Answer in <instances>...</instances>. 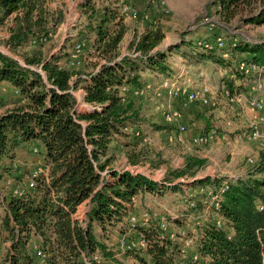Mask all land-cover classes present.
Returning <instances> with one entry per match:
<instances>
[{"label": "trees", "instance_id": "16d2710c", "mask_svg": "<svg viewBox=\"0 0 264 264\" xmlns=\"http://www.w3.org/2000/svg\"><path fill=\"white\" fill-rule=\"evenodd\" d=\"M53 1L0 0V29L5 27L9 34L5 45L14 52L25 50L24 65L0 52V84L9 86L12 93L9 105H0V160H9L0 172V194L3 179L18 170L13 159L22 146L37 148L47 169L24 197L10 196L4 205L0 202V228L4 244H9L2 259L8 264H83V254L98 252L103 258L100 264H122L105 241L129 231L135 235L129 240L139 234L146 240L145 249L126 253L137 264H175L182 243L178 235L170 240L156 220L148 227H131L126 219L147 195L177 194L183 186L175 180L194 177L206 161L187 156L183 169L157 182L118 170L114 153L119 147L131 165L138 164L139 144H149L153 134L172 132L173 127L159 123L151 114V97H134L133 91L158 82L157 78L173 76L178 53L187 56L190 51L213 63L224 61L213 49L187 40V35L160 48L165 38L162 19L139 8L150 19L134 20L144 25L143 31L130 51L122 54L127 20L120 15V5L125 0H109L104 5L80 0L78 9L87 19L83 38L66 37L52 51L47 43L53 42L52 35L65 20L61 9L50 8ZM212 3L219 19L230 23L239 7L252 5L253 0ZM245 23L264 25V9L251 14ZM77 44L83 48L79 62L72 63ZM235 52L245 55L248 64L264 69L263 40L236 44ZM232 81H227L230 89ZM123 87L129 91L123 93ZM77 90L83 91V102L91 108L87 113L75 109ZM213 117L206 118V130L214 126ZM258 155L256 166L244 178L206 176L188 182V190H202L198 199L189 198L194 202L192 208L188 204L189 209L210 215L203 223H195V235L198 252L211 264H264V151ZM82 204L88 207L86 223L72 216ZM178 216L174 223L186 224V214ZM218 219L223 228L216 227ZM37 237L46 253L43 261L30 247Z\"/></svg>", "mask_w": 264, "mask_h": 264}, {"label": "rangeland", "instance_id": "374dc122", "mask_svg": "<svg viewBox=\"0 0 264 264\" xmlns=\"http://www.w3.org/2000/svg\"><path fill=\"white\" fill-rule=\"evenodd\" d=\"M97 1L99 5H104L105 2H108L109 0ZM112 1L119 3L121 0ZM79 2L80 0H55L50 3L51 9L59 8L65 14L64 22L59 27L56 34L52 35L51 39L53 42L49 44L47 43L50 50L53 51V45L57 48L58 44L65 36L67 39H69V37L83 38L84 32H86L87 28V26H85L87 19L81 15V12L78 9ZM212 2L213 0H172L168 2L170 8L169 15L160 17L155 11L157 10L156 7L146 0H138L135 2L137 6L134 5L136 8L140 7V11H148L151 14V17L162 19L160 27L165 34V38L161 47H165L166 43H177L181 36L187 35L186 39L194 41L196 45L198 42L203 41L211 44L213 46L214 54L224 61L221 63H213L206 58L202 59L195 52H190L186 49H184V51H188L187 56L179 53L176 55L173 67V73L175 74H173V76H180L181 82L184 83L211 87L214 97L217 99L214 106L200 107L191 104L182 109L183 123L186 125V132L184 133L183 138L187 141L190 140L192 136H195L194 133H196V131L198 134L207 131L204 119L210 117V115H213L214 113L216 114V122L214 125L216 127H220V121L224 118L232 121L236 127H243V125L246 123L248 124L254 116L253 114L249 118L248 112L247 114H244L245 111H250L247 110V106L241 110L239 105L226 101V99L220 95L222 87L230 89L231 87L228 82L233 80L232 82L234 83L235 80L237 83L243 82L245 84H242L240 87L233 84V89L235 91L243 93L247 98L257 97V92L253 93L250 89L253 86V79L243 77L237 71V66L235 64L238 60L243 59V57L242 54L235 52V47H232V42H235L238 45L247 40L264 41V25L253 26L245 23V19L251 14L257 13L260 9H264V0H253L252 5L239 7L235 18L230 23H224L219 19L214 8H212ZM69 13L71 14L69 15ZM206 16L211 18V23L208 25L202 24V20ZM66 18L70 19L68 24H66ZM125 24L127 26V33L120 45V51L127 53L130 51V45L135 37L143 30L144 25H142L140 21L134 20H127ZM211 24L212 28L210 27ZM209 28H211V30H209ZM196 32L198 34H196ZM8 36L7 29L5 27L1 28L0 52L17 60L21 65H24L21 55L25 50L14 52L6 47L5 40ZM217 37L225 39V49L222 50L214 47L215 39ZM225 54H227L226 57L223 56ZM225 61H229V64ZM232 73L234 75H232ZM261 76L263 80V89L258 96L264 100V69ZM159 79L161 78H157L156 80L158 81ZM73 94L77 101L75 106L76 111L79 113H87L91 108L83 102V91L77 90ZM11 96V88L5 84H0L1 108L9 105V102L12 100ZM149 103L152 107V110H150L151 114L155 117L156 121L165 124L161 114L155 110L154 103L152 101ZM188 115L190 116V119L188 118ZM245 119L248 120L244 123ZM199 122L202 125H200ZM221 125H223V123ZM151 136L152 140L149 144L141 143L138 145L141 154V161L138 162V164L131 165L124 154V151L118 147L114 153L115 167L118 170L124 169L132 173L143 174L157 182H164L170 172L184 168L187 156L201 158L206 161L204 168L198 171L194 177H181L175 180L174 183L183 186L181 191H178L177 194L173 196L171 193H166L160 197L147 195L144 200L142 199L141 202L136 204L131 212V214L136 213L137 215L142 212H148L150 216L149 225L153 220H156L157 223L164 222L168 226V231L175 232L176 234L179 230H184L192 236L196 233L195 223H203V221L209 219L210 216L208 212L201 213V211H199L200 213H195L189 209V198L198 199L200 197L198 195H200L202 190L196 192L192 189L188 190L187 186L190 185L188 182L193 181L195 178L200 179L206 176L226 178L228 180L244 178L254 169L259 160L258 154L262 152L259 151V153H257L255 146L248 142H235V145H231L232 143L229 145L218 143L210 145L202 150H197V148L194 147L188 151L176 141H167L165 133L153 134ZM33 149L34 146L29 144L22 146L17 150L13 160L18 170L8 179H3V183L8 184L7 186H9V188L22 186L30 177L34 168L36 169L42 166L41 157L38 154L33 153ZM234 151L238 153L239 156H233L230 154V152L233 153ZM249 158L254 160L253 165L249 164ZM8 162L9 160L6 158L0 160V172L2 167L5 166V164H8ZM2 213L3 211L0 208V217ZM182 214H186L187 220H185L186 224H181L179 226L174 223V219ZM168 217H170V221ZM127 224L130 225L128 222ZM134 236V234L128 231L125 234V239H130V237L134 238ZM118 239L117 236H113L110 240H106L105 244L112 251L114 256L122 262V264H137L132 256H127V254L122 253ZM3 244V233L0 228V264H5L2 259V254L6 250Z\"/></svg>", "mask_w": 264, "mask_h": 264}, {"label": "built area", "instance_id": "2783aa9c", "mask_svg": "<svg viewBox=\"0 0 264 264\" xmlns=\"http://www.w3.org/2000/svg\"><path fill=\"white\" fill-rule=\"evenodd\" d=\"M156 7L157 11L161 16L169 15L170 8L168 0H146ZM123 2V1H122ZM120 15L124 20H137L148 21L150 19L149 13H141L136 7L126 2L120 5ZM211 23V18L206 16L202 20V24L208 25ZM212 28V24L210 25ZM209 28V30H211ZM198 47H204L206 49H213V46L206 41L198 42ZM236 43L232 42V47H235ZM214 47L217 49H225L226 42L222 37L215 39ZM83 44H77L71 55V61L79 62V56L82 51ZM227 56V54L223 55ZM237 71L240 75L246 78L253 79V86L250 88L251 92H257V97L247 98L243 93L237 92L234 89H228L222 87L221 96L230 103H234L240 106L243 110L246 106L248 110L254 113L253 119L250 120L246 128L237 133L235 139L237 142H248L254 143L258 146L260 151H264V100L258 96L263 89L262 83V72L263 68L255 65L248 64L244 59H240L235 64ZM129 89L126 87L122 88V92L126 93ZM134 97L144 98L150 96L151 101L154 103V108L157 110L167 125L173 127L171 133H168L166 138L169 142H181L183 135L186 132V125L183 123V112L182 109L195 104L200 107H209L216 104V97H214L213 90L211 87L206 85H192L189 83L181 82L180 76L174 75L168 78H162L156 83H147L143 88L133 91ZM173 103V104H172ZM234 124L230 120L224 122V128L212 127L209 130L200 133L199 135L191 138V145L186 148L190 151L194 147L205 146L215 142H227L230 138L229 129L233 128ZM146 141V140H145ZM33 153L37 154L38 149L34 148ZM249 164L253 165L254 160L249 158ZM47 169L45 166L36 168L31 172L30 177L25 181L22 186L9 188L8 184H3L2 193L0 194V202L4 205V201L7 197L17 196L24 197L26 193L35 187V180L41 175H46ZM9 183V182H8ZM223 188H227L226 184ZM189 207H194V202H189ZM88 207L86 204H82L72 215L78 221L86 223V214ZM150 216L148 212H142L140 214L132 213L128 216L127 222L131 227L140 225L142 227H148ZM217 228H223L224 223L221 219L215 222ZM159 227L162 231L167 232V236L170 240H174L178 235L182 243L179 248V255L175 259V264H211L206 256L200 255L197 250V235L193 234L190 236L184 230L175 232H169L168 226L164 222L159 223ZM122 253H127L134 249H145L146 240L143 234L137 235L134 240L125 239V235L118 239ZM41 238L37 237L30 243L33 255L39 260L46 259V253L40 248ZM9 244L6 245V248ZM1 255V251H0ZM116 257V256H115ZM83 264H100L103 261L102 256L98 252H94L91 255H82ZM6 264V263H5ZM8 264V263H7Z\"/></svg>", "mask_w": 264, "mask_h": 264}, {"label": "crops", "instance_id": "0c3cea01", "mask_svg": "<svg viewBox=\"0 0 264 264\" xmlns=\"http://www.w3.org/2000/svg\"><path fill=\"white\" fill-rule=\"evenodd\" d=\"M136 1H138V0H125V2L126 3H128V4H131V5H136L135 4V2ZM170 1H172V0H168V2H170ZM106 3V2H105ZM137 6V5H136ZM137 8H139L140 9V7H137ZM212 8H214V7H212ZM144 10V9H143ZM214 10H215V8H214ZM71 13H69V15H70ZM69 18H66V24H68L69 23ZM143 31V30H142ZM141 31V32H142ZM196 34H198L197 32H196ZM64 38H66V36L65 37H63V39ZM171 44V43H170ZM169 43H166L165 44V47L166 46H168V45H170ZM173 44V43H172ZM160 48H164V47H161L160 46ZM122 54H125L124 52H121ZM242 57L243 58H245V55H242ZM175 74V73H174ZM162 79V78H161ZM161 79H159V81L161 80ZM234 84H235V86H238V87H240V86H242V84L243 85H245L243 82H240V83H237L236 81H234ZM221 96V95H220ZM222 97V96H221ZM248 110V109H247ZM247 112H248V115H249V118L251 117V115H253L254 113L252 112V111H245L244 112V114H247ZM215 114V113H214ZM243 114V115H244ZM188 118L190 119V116L188 115ZM209 118V117H208ZM248 118V119H249ZM215 119H216V114L214 115V117L210 120V122H212L214 125H215ZM248 119H245L244 120V123H245V121L246 120H248ZM227 119H223L222 121H220V127H222L223 126V128H224V122L226 121ZM218 122V121H217ZM223 123V125H221ZM199 124L200 125H202L200 122H199ZM204 124L206 125L207 124V122H206V119H204ZM246 126H247V123L245 124V125H243V127H236L235 125H234V127L233 128H231V129H229V132H230V138H229V141H227V142H217V143H211V144H209V145H205V146H198V147H196L197 148V150H202V149H205V148H207V147H209L210 145H214V144H218V143H222V144H227V145H229V144H231V145H233L235 142H237V140L235 139V137H236V134L237 133H239V132H241V131H243L245 128H246ZM213 127H216V126H213ZM205 132V131H204ZM202 133V132H201ZM200 134V133H199ZM198 134V132L196 131V133H194V135L196 136V135H199ZM193 137V136H192ZM191 137V138H192ZM191 138H190V140H186L185 138H183V140L181 141V142H177V143H179L180 145H182V147H184L185 149L187 148V147H189L190 145H191ZM237 143H240V142H237ZM250 144H252V145H254L255 146V150H256V152L257 153H259V148H258V146L256 145V144H254V143H250ZM235 145V144H234ZM202 147H204V148H202ZM206 151V150H205ZM200 154V153H199ZM230 154H232L233 156L235 155V156H239L238 155V153H236L235 151L232 153V152H230ZM42 167H43V161H42ZM35 169V168H34ZM0 208H1V210H2V207L0 206ZM3 211V210H2ZM3 214V213H2ZM1 214V215H2ZM8 243H5V244H3L4 246H5V249H6V245H7ZM7 264V263H6Z\"/></svg>", "mask_w": 264, "mask_h": 264}]
</instances>
